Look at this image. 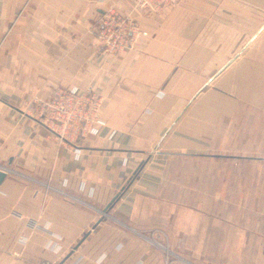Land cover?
I'll list each match as a JSON object with an SVG mask.
<instances>
[{"label": "crops", "instance_id": "1", "mask_svg": "<svg viewBox=\"0 0 264 264\" xmlns=\"http://www.w3.org/2000/svg\"><path fill=\"white\" fill-rule=\"evenodd\" d=\"M110 3L132 10L0 0V264H264V0L134 10L149 35L117 58L96 34ZM57 85L103 95L98 132L41 122Z\"/></svg>", "mask_w": 264, "mask_h": 264}, {"label": "built area", "instance_id": "2", "mask_svg": "<svg viewBox=\"0 0 264 264\" xmlns=\"http://www.w3.org/2000/svg\"><path fill=\"white\" fill-rule=\"evenodd\" d=\"M181 0H132V10L125 12L114 3L104 10L96 27L101 50L108 58H117L133 48L143 36H148L134 15V10L161 12ZM103 95L92 85L54 86L46 97L36 99V114L41 122L62 139L78 138L86 132H98L104 123L101 112ZM0 168L5 166L0 165Z\"/></svg>", "mask_w": 264, "mask_h": 264}, {"label": "water", "instance_id": "3", "mask_svg": "<svg viewBox=\"0 0 264 264\" xmlns=\"http://www.w3.org/2000/svg\"><path fill=\"white\" fill-rule=\"evenodd\" d=\"M262 28H264V25L259 29V31L262 29ZM259 31H257L255 34H254V36L251 38V40L257 35V33H259ZM250 40V41H251ZM249 41V42H250ZM241 52V51H240ZM240 52H238V53H236L232 58H230L219 70H217L216 71V73L209 79V81L206 83V84H204L202 87H201V89L200 90H202V89H204L207 85H208V83L218 74V73H220L225 67H227L238 55H239V53ZM199 90V91H200ZM219 155H221V154H219ZM142 165V164H141ZM141 165L137 168V170L134 172V174H137L138 173V170L140 169V167H141ZM7 174V170H5L4 168H0V182L2 181V179L5 177V175ZM125 188V187H124ZM123 188V189H124ZM120 193H121V191L120 192H118V193H116L115 194V196L110 200V202L108 203V206H107V208H109L114 202H115V200L119 197V195H120ZM106 211V210H105ZM104 211V212H105ZM102 220V218L101 219H99L98 221H97V223H99L100 221ZM86 235V234H85ZM79 244H76L73 248H72V250L69 252V254L66 256V257H68L69 255H71V253L77 248V246H78Z\"/></svg>", "mask_w": 264, "mask_h": 264}, {"label": "rangeland", "instance_id": "4", "mask_svg": "<svg viewBox=\"0 0 264 264\" xmlns=\"http://www.w3.org/2000/svg\"><path fill=\"white\" fill-rule=\"evenodd\" d=\"M257 9L263 11L264 10V7L260 6ZM256 137H258V139L256 140V142H260L261 139L264 138V130L263 131H261V130L256 131ZM263 141H264V139H263ZM255 154L256 155H261V156L264 155V147H263V145H261V146L256 145L255 146ZM255 164H256V169L255 170H263L264 169L263 168V163L260 160L257 161V162H255ZM156 244H157V242H156ZM158 245H159V247H161L165 251V254L167 255L168 254V252H166L167 251V248H168L167 245H165V244L164 245L158 244Z\"/></svg>", "mask_w": 264, "mask_h": 264}, {"label": "trees", "instance_id": "5", "mask_svg": "<svg viewBox=\"0 0 264 264\" xmlns=\"http://www.w3.org/2000/svg\"><path fill=\"white\" fill-rule=\"evenodd\" d=\"M241 156L240 155H235V156H233V158H240ZM249 159H253V158H263V156H249L248 157Z\"/></svg>", "mask_w": 264, "mask_h": 264}]
</instances>
